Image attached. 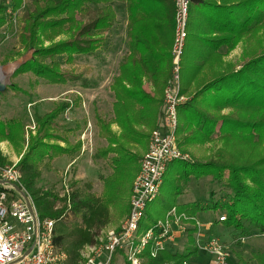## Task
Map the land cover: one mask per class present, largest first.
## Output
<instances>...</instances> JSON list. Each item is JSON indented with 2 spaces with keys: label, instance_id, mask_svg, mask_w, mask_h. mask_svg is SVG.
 <instances>
[{
  "label": "trees",
  "instance_id": "trees-1",
  "mask_svg": "<svg viewBox=\"0 0 264 264\" xmlns=\"http://www.w3.org/2000/svg\"><path fill=\"white\" fill-rule=\"evenodd\" d=\"M116 1L126 12L127 49L110 83L112 116L96 118L104 144L96 148L92 157L110 169L100 175L101 193L93 191L90 182L76 187V180L71 181V193L63 197L37 186L41 165L48 168L55 158L75 157L81 150V141L71 143L56 123L69 102L56 103L50 111L35 115L34 133L18 116L0 118V138L26 143L17 162L23 174L22 184L39 216L54 220V241L65 247L70 260H76L80 247L94 239L92 229L110 223L111 208L121 213L129 210L127 198L149 133L160 127L164 116V90L172 70L174 0H33L20 34L22 50L32 49L31 57L14 70L11 84L0 92L23 93L12 79L28 72L49 84H65L63 64L109 47L107 35L117 22ZM192 3L179 89L187 100L177 105L176 138L178 147L189 155L193 145L215 146L203 161L180 160L185 165L173 170L170 181L178 188L156 214L145 213L139 232L176 207L193 216L205 211L224 215L225 220L217 218L215 222L230 230L239 243L254 231L264 236V0ZM91 4L96 7L95 16L90 24L83 25L82 17ZM22 5L23 0H10L9 4L13 13ZM6 10L7 5L0 3V29L11 26ZM244 41L241 63L236 66L225 60ZM7 60L8 56L3 59ZM145 82L150 84L151 92L144 89ZM7 162L0 152V163ZM167 173L168 166L163 178ZM208 175L211 181L225 184L227 192L222 200L214 199L211 191L205 201H195L187 207L178 203L182 183L192 176L198 180ZM127 180L130 186L125 188ZM55 200L62 201V205L56 207ZM67 214L79 221L64 222ZM193 232L194 228L188 230L189 246L182 252L170 249L168 244L152 255L154 248L149 244L142 253L144 264H179L193 257L198 251ZM251 255L250 260L240 257L239 262L251 264L253 259L256 264H264V252ZM124 264L130 263L125 260Z\"/></svg>",
  "mask_w": 264,
  "mask_h": 264
},
{
  "label": "rangeland",
  "instance_id": "rangeland-1",
  "mask_svg": "<svg viewBox=\"0 0 264 264\" xmlns=\"http://www.w3.org/2000/svg\"><path fill=\"white\" fill-rule=\"evenodd\" d=\"M32 1L33 0H23L22 7L13 13L9 6L10 0H0V3L7 5V19L11 20L10 27L0 29V69L14 65V68L6 76L10 84L11 74L14 70L31 57L32 49L22 50L23 45L20 41V34L22 33L23 19L26 16L27 10L31 7ZM115 6L117 22L112 31L107 35V40L110 43L109 47H107V49H99L97 53L93 55L79 56L72 64H63L62 70L67 79L65 84H49L41 79H37L35 75L28 72L12 79L19 88L27 91L26 94H22L17 90H9L5 94H0L1 115L10 112V114H15V116H22L25 123L29 124L31 127L35 124V115L50 111L56 103L62 102L63 100L67 99L72 102L73 106L71 110L65 111L58 117L56 123L59 127L58 129L69 137L71 143H74L79 138H81V140L83 139L82 148L75 157L63 156L60 160L55 162L52 161L48 168L41 165V177L37 181V186L42 189V191L53 192L57 194L58 197L67 196L65 191L66 186H68V191L71 193L73 190L71 186L72 180L77 181L76 187L78 188H82L84 182H90L93 191L99 194L102 190L100 175H106L110 171L109 167L101 160H94L92 154L97 147L104 144L103 139L98 135L99 125L96 122V118L102 117L109 119L112 116L113 95L110 90V83L112 78L118 73L119 61L127 49L126 12L124 8L121 7L119 1H116ZM192 7L193 3L191 2L189 10H191ZM95 12L96 7L93 6V4L89 5L86 15L82 17L83 25L91 23V20L95 16ZM79 17L78 15V18ZM244 47L245 41L227 55V61H232L236 66L240 64L243 55L242 49H244ZM6 56H8L10 60L3 61ZM33 88L37 89V92H32L31 90H33ZM144 89L147 92H151V86L148 82L144 83ZM67 128L72 129L69 131ZM113 129L116 130L115 127H113ZM211 145L212 147H198L195 151L189 149L188 151L191 156L190 160H205L208 152H211L215 146L214 143ZM73 158L75 159L72 160ZM184 165L185 162L180 160H174L168 164V173L163 178L160 191L155 199L148 204L145 213L154 215L162 208L165 202L169 201L171 192L178 188L174 181L170 183L173 170ZM211 180L210 175L198 180H195L193 176L190 177L187 183H182V186H180V192L182 194L178 197V203L185 204L187 207L192 202L205 201L209 198L211 191H213L214 199L222 200L223 194L227 192L225 184ZM126 184L125 188H128L130 186L129 180H127ZM0 186H9V184L1 182ZM129 198L130 196L127 200H129ZM54 204L57 207L61 206L62 201L55 200ZM126 215L127 213H121L115 207L111 208L110 223L100 228L92 229L93 235L99 234V238H97V235L94 236L96 243L101 242L100 238L104 235L106 230L118 228ZM188 215L191 214L188 213ZM220 215L222 214L218 212L205 211L196 216L201 223L200 235L196 238L193 234L192 239L195 245V239H198L200 246L197 254L194 255L192 259L189 258L183 262L187 264H211L213 256L204 249L205 244L211 237L218 238L223 244L229 264H241L239 262L240 257L250 260L253 252H264V236L262 234L254 231L250 236L237 243L230 230L215 222ZM77 220L79 221L78 217L76 218L72 214H67L63 221L70 224ZM190 225L191 224L187 225L189 229L192 228ZM188 230L182 232L175 239L174 243L170 245L171 247L169 246L170 249L182 252L189 246L187 244ZM86 244L81 246L78 250V257L76 260H70L65 247L60 245L66 255L64 262L61 264H83L81 251ZM252 260L251 264H256L255 261ZM112 264H124L122 255L116 253Z\"/></svg>",
  "mask_w": 264,
  "mask_h": 264
},
{
  "label": "built area",
  "instance_id": "built-area-1",
  "mask_svg": "<svg viewBox=\"0 0 264 264\" xmlns=\"http://www.w3.org/2000/svg\"><path fill=\"white\" fill-rule=\"evenodd\" d=\"M191 2L174 0L172 70L169 85L164 90V116L160 127L152 130L149 135L139 171L132 182L127 215L118 228L104 232L101 242L96 243L94 238L84 246L81 251L83 264H112L116 253L121 254L123 260L130 264H144L142 253L149 244L154 248V255L157 250H163L167 244L174 243L182 232L189 229V224L194 228V237L200 235L201 223L198 218L185 211L179 212L176 207L168 210L164 218L139 232L145 209L157 196L168 164L174 160L190 158L188 153L178 147L176 129L177 105L187 100L185 95L179 93V89ZM22 177L17 162L0 163V180L9 184L0 188V264H61L66 255L54 241V220L39 216L31 196L22 184ZM14 185L25 194L28 201ZM65 188L68 194V186ZM218 220H225L224 215H220ZM195 241L199 248L198 239ZM204 249L213 256L211 264H229L227 253L218 238L211 237Z\"/></svg>",
  "mask_w": 264,
  "mask_h": 264
},
{
  "label": "crops",
  "instance_id": "crops-1",
  "mask_svg": "<svg viewBox=\"0 0 264 264\" xmlns=\"http://www.w3.org/2000/svg\"><path fill=\"white\" fill-rule=\"evenodd\" d=\"M243 42H240L239 44H242ZM238 44V45H239ZM237 45V46H238ZM243 50V49H242ZM227 57V56H226ZM226 57H225V59H226ZM227 60V59H226ZM23 93L22 94H26L27 93V91L25 90V89H22L21 90ZM32 92H37V89H35V88H33V90H31ZM63 101H67V102H69L70 103V105H69V107L65 110V111H67V110H71V108H72V102L70 101V100H63ZM1 109V108H0ZM66 115V114H65ZM13 116H15V114H10V112H8L7 114H4V115H1V111H0V118H2V119H9L10 117H13ZM18 117H20V118H22L23 120H24V118L22 117V116H18ZM25 122V121H24ZM35 125V124H34ZM34 125H33V127H31L29 124H26V128H28V129H30L31 130V132L32 133H34ZM113 127H115V131H118V127L115 125V124H113L112 125V128ZM66 135V134H65ZM67 136V135H66ZM78 140H80L81 141V143H82V140H81V138H79ZM62 146H64L65 145V143L64 142H62V141H60L59 142ZM212 143H206V144H203V145H193V146H191V147H189V149L190 150H194L195 151V149H198V147L200 148L201 146H203V148H205L206 146H210V147H212V145H211ZM82 145H83V143H82ZM82 145H81V148H82ZM26 148V143L25 142H16V143H12V142H10V141H8V140H6V139H3V138H0V152H1V155L4 157V158H6L7 159V163H12V162H18V160L20 159V157H21V155H22V153H23V151H24V149ZM202 148V147H201ZM212 152V151H211ZM211 152H208V155L211 153ZM144 154V153H143ZM63 156H66V155H62V156H59V157H57V158H55L53 161L55 162V161H57V160H60ZM193 257H191V259H192Z\"/></svg>",
  "mask_w": 264,
  "mask_h": 264
},
{
  "label": "water",
  "instance_id": "water-1",
  "mask_svg": "<svg viewBox=\"0 0 264 264\" xmlns=\"http://www.w3.org/2000/svg\"><path fill=\"white\" fill-rule=\"evenodd\" d=\"M9 79H8V77H0V92H3L5 89H6V87L8 86V85H10V82L8 81ZM2 181L0 180V183H1ZM13 187H15V189L16 190H19V188L17 187V186H13ZM20 191V190H19ZM20 193L24 196V198L28 201V199H27V197L25 196V194L22 192V191H20Z\"/></svg>",
  "mask_w": 264,
  "mask_h": 264
},
{
  "label": "bare ground",
  "instance_id": "bare-ground-1",
  "mask_svg": "<svg viewBox=\"0 0 264 264\" xmlns=\"http://www.w3.org/2000/svg\"><path fill=\"white\" fill-rule=\"evenodd\" d=\"M14 68V65H10L8 67H4V68H1L0 69V77L1 76H4L6 77L10 72L11 70ZM3 73V74H2Z\"/></svg>",
  "mask_w": 264,
  "mask_h": 264
}]
</instances>
